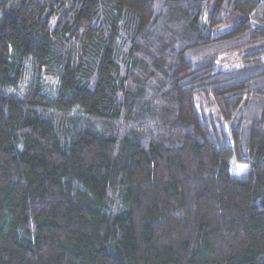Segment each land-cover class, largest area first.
Masks as SVG:
<instances>
[{
	"label": "trees",
	"instance_id": "16d2710c",
	"mask_svg": "<svg viewBox=\"0 0 264 264\" xmlns=\"http://www.w3.org/2000/svg\"><path fill=\"white\" fill-rule=\"evenodd\" d=\"M0 264H264V0H0Z\"/></svg>",
	"mask_w": 264,
	"mask_h": 264
},
{
	"label": "rangeland",
	"instance_id": "374dc122",
	"mask_svg": "<svg viewBox=\"0 0 264 264\" xmlns=\"http://www.w3.org/2000/svg\"><path fill=\"white\" fill-rule=\"evenodd\" d=\"M230 64H239V62H230ZM221 67H223L222 63H219ZM248 166L246 164L240 163V162H234V172L238 175L243 174L247 170Z\"/></svg>",
	"mask_w": 264,
	"mask_h": 264
}]
</instances>
